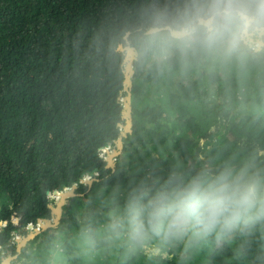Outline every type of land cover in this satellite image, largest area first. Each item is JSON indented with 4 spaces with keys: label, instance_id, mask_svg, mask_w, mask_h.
Here are the masks:
<instances>
[{
    "label": "trees",
    "instance_id": "trees-1",
    "mask_svg": "<svg viewBox=\"0 0 264 264\" xmlns=\"http://www.w3.org/2000/svg\"><path fill=\"white\" fill-rule=\"evenodd\" d=\"M143 2L0 0V223L6 224L0 226V248L20 264H31L51 233H73L102 188L163 176L201 156L254 154L264 161V110L243 120L221 119L220 106L208 107L198 88L177 87L135 65L133 122L131 132H123L125 58L114 42ZM119 139L123 148L111 168L102 153ZM92 171L97 179L82 183ZM73 185L78 188L59 224L18 253L12 233L23 229L26 236L30 224L52 221L61 197L56 193ZM237 247L205 250L193 264H264V231L239 254Z\"/></svg>",
    "mask_w": 264,
    "mask_h": 264
},
{
    "label": "clouds",
    "instance_id": "clouds-1",
    "mask_svg": "<svg viewBox=\"0 0 264 264\" xmlns=\"http://www.w3.org/2000/svg\"><path fill=\"white\" fill-rule=\"evenodd\" d=\"M114 50L146 75L198 88L208 107L220 106L221 119L264 110V0H144L124 20ZM121 127L129 132L128 120ZM122 148V139L104 148L108 167ZM96 174L82 180L93 183ZM44 224H30L28 234L43 232ZM258 231L264 161L254 154L201 156L163 176L100 189L78 228L51 233L31 264H193L205 250L238 245L239 254ZM13 233L10 243H20Z\"/></svg>",
    "mask_w": 264,
    "mask_h": 264
},
{
    "label": "water",
    "instance_id": "water-1",
    "mask_svg": "<svg viewBox=\"0 0 264 264\" xmlns=\"http://www.w3.org/2000/svg\"><path fill=\"white\" fill-rule=\"evenodd\" d=\"M125 62H127L125 60ZM124 62V64H125ZM134 65H131L127 62V65L124 67V72H125V91H127V97H126V104H125V117L128 120V130H130L131 126H132V114H131V109H130V105H131V87H132V76L134 75ZM131 132V130L129 131ZM120 144H122V141H120ZM96 171H92L88 174L89 177L93 178L95 176H97ZM82 183L87 182L88 185H91L92 182L88 181V180H82ZM77 185H73L69 191H65V189L62 192H58L56 193L61 195V202L57 205V207H52L53 209V213L55 215V219L56 220L54 222V224L46 222V227L43 228V230L48 229L50 227H55L59 224L60 222V216L59 213L62 210V207L66 204V201L68 198L70 197H74L75 196V190L77 189ZM53 196V195H51ZM33 226H30V229H32ZM35 234H32L31 236H34ZM29 239H25L23 240L24 242H26ZM21 248V247H20ZM20 248L18 249V252L20 251ZM9 263V261H8Z\"/></svg>",
    "mask_w": 264,
    "mask_h": 264
},
{
    "label": "rangeland",
    "instance_id": "rangeland-1",
    "mask_svg": "<svg viewBox=\"0 0 264 264\" xmlns=\"http://www.w3.org/2000/svg\"><path fill=\"white\" fill-rule=\"evenodd\" d=\"M127 65V62H125V66ZM114 150H118L117 149V146H114V148H112V151H114ZM118 152H119V150H118ZM115 168V167H114ZM66 191V190H65ZM61 202V199H58V200H56V201H54V206H52V207H57V205L59 204ZM56 204V205H55ZM53 205V204H52ZM61 213H62V210H61V212L59 213V216H60V218H61ZM55 219V218H54ZM56 220H54V222H55ZM54 222H52V224H54ZM44 225H46V224H44ZM55 225V224H54ZM22 231H23V229H21L19 232H17V234H16V237L15 238H17V235H18V237H20V243H18V241H12V243L11 244H13V243H17V244H13L14 246H16L17 247V252H18V249L20 248V251L18 252V253H20L21 252V250H22V248L26 245V243L28 242V241H30V240H33V239H35L36 237H37V235H39L40 233L39 232H33V233H30V234H28V235H26V236H24V235H22L21 233H22ZM27 231H28V229H27ZM30 232H32V231H30ZM13 234H15V233H13ZM31 234H35L34 236H31ZM25 239H29L27 242H24L23 240H25ZM24 242V243H23ZM0 256H1V258H3V263H1V264H20L19 262H18V256L17 255H9V256H5V253H3L2 252V249L0 248ZM8 261H9V263H8Z\"/></svg>",
    "mask_w": 264,
    "mask_h": 264
},
{
    "label": "bare ground",
    "instance_id": "bare-ground-1",
    "mask_svg": "<svg viewBox=\"0 0 264 264\" xmlns=\"http://www.w3.org/2000/svg\"><path fill=\"white\" fill-rule=\"evenodd\" d=\"M60 199H61V197H60ZM24 243V242H23Z\"/></svg>",
    "mask_w": 264,
    "mask_h": 264
}]
</instances>
